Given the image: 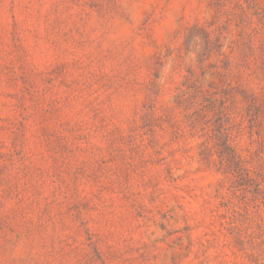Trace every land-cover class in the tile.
<instances>
[{
	"label": "rangeland",
	"instance_id": "rangeland-1",
	"mask_svg": "<svg viewBox=\"0 0 264 264\" xmlns=\"http://www.w3.org/2000/svg\"><path fill=\"white\" fill-rule=\"evenodd\" d=\"M0 264H264V0H0Z\"/></svg>",
	"mask_w": 264,
	"mask_h": 264
},
{
	"label": "trees",
	"instance_id": "trees-1",
	"mask_svg": "<svg viewBox=\"0 0 264 264\" xmlns=\"http://www.w3.org/2000/svg\"><path fill=\"white\" fill-rule=\"evenodd\" d=\"M201 96V98L203 99L200 104H199V110H198V115L202 116V114L205 112V111H210V112H213V116H220L222 117L223 113L222 112H225V108L223 109L222 107H217L216 106V103L218 101V99H215V97L218 95V93H209V92H205L204 90H199L198 92ZM223 101V98L222 100ZM223 104H225V102H223ZM212 120V119H210ZM208 121L211 122V121ZM201 123V122H200ZM221 131H220V128L218 130V133L216 134H213V136H211V139L215 140L216 142L219 141V138H218V134H220ZM216 145L220 148V145L218 143H216ZM204 145H202L203 147ZM220 168L222 169H225L227 171L231 170L233 173H239V171L237 170L236 172V167H233V165L235 164L234 163V160L233 158L229 155L230 153H227L223 150L220 149ZM207 151L206 149L204 148L203 150H201L200 152V156L202 158L203 161H206L207 157Z\"/></svg>",
	"mask_w": 264,
	"mask_h": 264
}]
</instances>
